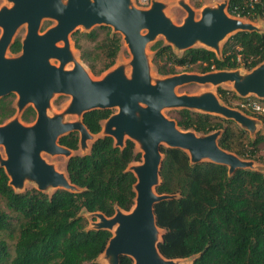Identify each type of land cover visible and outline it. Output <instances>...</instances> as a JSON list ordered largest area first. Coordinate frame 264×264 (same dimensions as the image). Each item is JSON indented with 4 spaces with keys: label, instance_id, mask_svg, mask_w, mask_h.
<instances>
[{
    "label": "water",
    "instance_id": "95a60500",
    "mask_svg": "<svg viewBox=\"0 0 264 264\" xmlns=\"http://www.w3.org/2000/svg\"><path fill=\"white\" fill-rule=\"evenodd\" d=\"M11 1L14 2L12 7L0 9V26L3 28L0 97L15 92L18 110L24 111L33 105L37 116L30 125L17 118L0 124V145L4 146L7 155L5 158L0 152V167L6 170L10 185L17 190L26 180H31L37 184V189L45 192L49 188L80 191L68 173L58 171L42 153L70 154L73 149L62 145L60 138L73 131L79 133V143L85 146L94 133L84 123V114L93 109L117 107L118 111L106 119L105 135L112 136L115 144L121 147L130 138L141 149V162L129 165L137 177L135 203L129 211L118 207L113 216L93 212L100 221L92 229H108L113 233L104 250L109 264H120L122 255L130 256L133 264H178V260L184 258H167L159 248L163 234L159 241L155 204L174 197L156 190L161 182L164 159L161 146L185 150L192 163L225 164L230 174L239 168L252 167L253 162L219 145L222 130L201 134L193 129H183L176 120L166 117L162 109L176 107L217 113L253 131L256 120L222 104L213 92L179 94L176 88L191 82L215 85L232 82L242 96L254 93L264 97V61L245 74L236 69L183 72L153 81L149 43L163 35L174 50L184 51L199 42L220 55V42L226 37L238 31L263 30L252 22L229 15L226 12L228 0L217 6H204L199 18L195 17L190 4L181 2L187 11L182 24H176L166 15L165 3L160 0H153L146 9L136 7L133 0ZM43 17L54 18L57 22L40 32ZM24 22L28 23V32L22 51L9 57L6 53L14 33ZM103 24L122 34L132 53L131 74H127L126 63L100 79H93L79 62L72 69H65V64L72 59L70 34L79 26L90 31ZM53 58L58 59L60 65L52 63ZM54 93H66L72 99L62 112L50 115L48 108ZM69 114L82 118L66 120Z\"/></svg>",
    "mask_w": 264,
    "mask_h": 264
},
{
    "label": "trees",
    "instance_id": "16d2710c",
    "mask_svg": "<svg viewBox=\"0 0 264 264\" xmlns=\"http://www.w3.org/2000/svg\"><path fill=\"white\" fill-rule=\"evenodd\" d=\"M253 5L254 8L250 0H229L228 12L250 19L254 14L264 16V0ZM81 36L95 42L94 55L83 47ZM72 38L95 74L116 63L123 44L122 34L104 24L90 31L76 30ZM20 49L21 41L16 39L11 51L16 53ZM150 49L157 71L163 75L240 67L252 70L264 61V31H238L230 35L220 55L204 46L178 54L163 40L154 42ZM218 92L227 103L228 91L218 88ZM15 99V93L0 98V124L16 113ZM113 112V108L93 109L84 114L83 121L97 134ZM177 113L181 128L201 134L222 130L219 145L236 150L233 119L189 108H179ZM36 116L33 105L21 114L26 122ZM262 118L264 122V115ZM79 139V133L73 131L62 136L60 143L75 150ZM261 143L264 133L258 132L249 139L248 152H235L254 158ZM161 151L164 159L156 190L174 195L155 204L157 223L164 230L159 244L162 254L167 258L195 256L192 264H264V172L239 168L230 174L225 164L192 163L181 148L163 145ZM141 160L142 153L132 139L128 138L121 147L110 135L98 137L88 153L72 155L67 161V173L81 189L78 192L60 188L48 193L36 187L17 191L10 185L4 167H0V264H101L98 258L113 233L89 228L81 213L99 211L113 216L118 207L129 211L135 203L137 181L129 165ZM7 236L16 238L13 252ZM120 264H133V259L122 255Z\"/></svg>",
    "mask_w": 264,
    "mask_h": 264
},
{
    "label": "rangeland",
    "instance_id": "374dc122",
    "mask_svg": "<svg viewBox=\"0 0 264 264\" xmlns=\"http://www.w3.org/2000/svg\"><path fill=\"white\" fill-rule=\"evenodd\" d=\"M62 1L65 3L67 2V0H62ZM160 1L165 3L164 11H165L166 15H168L176 24H182L184 22L186 16H187V11L183 7L181 2H185V3L190 4L193 7V9L195 10V17L199 18L201 16L202 9L204 6H217L221 2H225L227 0H160ZM133 2H134L136 7L142 8V9L149 8L152 5V2L148 6H141L136 2V0H133ZM13 4H14V2H12L11 0H0V8L12 7ZM228 6H229V0H228V4L226 6V12L229 15H231L228 12ZM231 16L239 17V16H235V15H231ZM240 18L243 19L244 21L252 22L253 24H255L256 26H258L259 28H261L264 31V16L263 15H255L254 14V17H252L253 20L250 19L251 17H240ZM56 22H57V20L54 18L43 17L41 20V23H40V30L39 31L45 32L49 27L55 25ZM97 26L98 25H96L95 27H97ZM76 30L85 31L83 26H79L70 34V51L72 54V59L69 60L65 64V69H72L75 66V63L79 62L89 72L90 76L93 79H100L105 74H107L109 71L115 69L120 64L126 63L127 64V67H126L127 74L128 75L131 74V66L129 63L132 59V53L130 52V50H129V48H128V46L124 40H123L121 50L119 51V53L117 55L116 63L111 68H109L108 70L104 71L101 74L93 73L91 68L88 66V64L81 57V50L75 47V43L73 41L72 34ZM27 32H28V24L26 22H24L23 24H21L17 28L16 32L14 33L12 40H14L17 37H21L24 39L27 35ZM1 34H2V28L0 27V36H1ZM227 38L228 37H226L224 40H222L220 42V49L222 48V45L224 44V42L226 41ZM157 40H163L165 43H168L167 39L163 35H158L155 40H153L152 42L149 43L148 56H149V64L151 67L150 73H151V77H152L153 81L164 76L163 74H161L157 71L156 65L153 61L154 52L150 49L151 45L154 42H156ZM80 42L83 45V47L86 48V50L91 51L92 55H94L95 42L89 40L86 36H81ZM61 45H63V43H61ZM194 46H204V45L198 42ZM175 51L178 54L183 53V50H179L176 48H175ZM6 55L9 57L13 56V54H11L9 50L7 51ZM51 61H52V63H54L56 65H60V61L58 59L53 58V59H51ZM98 64H99V62H98ZM97 67H99V65H97ZM179 70H181V68ZM236 70H239L242 74L248 73L250 71L245 67H240V68H237ZM183 72L199 73L196 70L181 71L179 73H183ZM179 73H177V74H179ZM218 88H224L228 91V93H227V97H228L227 103L228 104L223 99H221L219 92H218ZM206 91L213 92L222 104L229 106L231 108H234V109H238V110L242 111L243 113H245L250 118L257 121V123H255V126L253 128V131H251L248 128H245L242 124H240L239 122H237L235 120L232 124V126L236 132V136H235L236 150L235 151L243 150L245 152H248V150L251 148L250 144H249V139L250 138L253 139L257 135L258 132L264 133V122H263V118H262V115H264V111H262V112L254 111L252 108L242 106V103L246 102V101L255 100L264 106V97H259L258 95L254 94V93H248L247 95L242 96L235 89L232 82H223V83H220L217 85L210 84V83L203 84V83H199V82H191V83L182 84L180 86H177V88H176V92L179 94H201V93H204ZM17 99H18V96L16 98V103H17ZM71 99H72V97L69 94L54 93L52 98H51V101H50L48 113L50 115H52L54 113L62 112L66 108V106L71 102ZM178 109L179 108H176V107H164L162 109V111L166 117L176 120L178 117V113H177ZM113 110H114L113 113H115L118 111V108L117 107L113 108ZM22 111L23 110L19 111L18 106H17L16 114L13 115L8 120H6L5 123L14 119V118L19 119L23 124H26V125L33 124L36 121V119H34L31 122H26L25 120H23L21 118ZM213 114H217V113H213ZM218 115L223 116L221 114H218ZM81 118L82 117L80 115L69 114L67 116L66 120H81ZM105 123H106V120H104L102 123V130L97 134H93L91 136V138L87 139L85 146H82L79 143V147L75 150H72L70 154H68V155L63 154V153L51 154L48 152H43L42 156L46 159V161H48L49 163H52L58 171L63 172L67 175L66 164H67L69 157L71 155H75V154L88 153L90 151L92 143L98 137L105 135V133H106L105 132ZM240 128H241V130H240ZM125 138H128V136H125ZM136 149L138 151L139 150L141 151L139 146H136ZM235 151H230V152L237 155V153ZM0 152L3 155V157L6 158L7 155L5 152V148L2 145H0ZM248 156L249 155L247 153L246 155L239 156V157H241L244 160H248V161L253 162V166L250 167L249 169H255V170H259V171L264 172V143H261L259 145V149L256 152V155L254 158H249ZM140 162L141 161H135V162H132L130 165L138 164ZM31 187H37V184L31 180H26L24 182L23 186L21 188H18L17 190L18 191H24V190L29 189ZM53 191H54V188H49L47 192L52 193ZM81 214L87 219L89 228H92L96 222L100 221V218L97 215H94L93 212H88L86 210H83V212ZM163 233H164V230L159 228V234H158L159 241L162 239L161 237H162ZM5 234L8 235V233H5ZM6 239L9 242L10 248L13 252L14 243L16 241V238H9L7 236ZM194 258H195V256H191L188 258H184L180 261L178 260V262H179L178 264H192ZM98 261L101 264H109L108 257L105 256L104 252L99 256Z\"/></svg>",
    "mask_w": 264,
    "mask_h": 264
},
{
    "label": "built area",
    "instance_id": "2783aa9c",
    "mask_svg": "<svg viewBox=\"0 0 264 264\" xmlns=\"http://www.w3.org/2000/svg\"><path fill=\"white\" fill-rule=\"evenodd\" d=\"M259 0H250V5L254 8V2H258ZM136 2L141 6H148L151 4L152 0H136ZM242 106L252 108L254 111L262 112L264 111V106L258 103L257 101H246L242 103Z\"/></svg>",
    "mask_w": 264,
    "mask_h": 264
},
{
    "label": "flooded vegetation",
    "instance_id": "af4514ba",
    "mask_svg": "<svg viewBox=\"0 0 264 264\" xmlns=\"http://www.w3.org/2000/svg\"><path fill=\"white\" fill-rule=\"evenodd\" d=\"M0 9H2V8H0ZM27 23V22H26ZM23 24V23H22ZM28 24V23H27ZM21 25V24H20ZM1 27V26H0ZM2 28V27H1ZM2 33H3V28H2ZM2 35V34H1ZM1 37V36H0ZM16 39H19L20 41H21V49H20V51H18V52H16V53H14V52H12L11 51V45L14 43V41L16 40ZM25 39V38H24ZM23 38H21V37H17V38H15L14 40H12V42H11V44L9 45V48H8V50L10 51V53L11 54H13V55H17V54H19V53H21V51H22V48H23V40H24ZM12 93H15V92H12ZM9 94H11V93H9ZM16 94V93H15ZM8 95V94H7ZM6 96V95H5ZM3 97V96H2ZM2 97H0V98H2ZM16 98H17V94H16ZM14 105H15V107H16V112H17V106H16V99H15V103H14ZM26 109V108H25ZM24 109V110H25ZM16 114V113H15ZM14 114V115H15ZM5 123V122H4ZM3 124V123H2Z\"/></svg>",
    "mask_w": 264,
    "mask_h": 264
},
{
    "label": "bare ground",
    "instance_id": "6f19581e",
    "mask_svg": "<svg viewBox=\"0 0 264 264\" xmlns=\"http://www.w3.org/2000/svg\"><path fill=\"white\" fill-rule=\"evenodd\" d=\"M210 84H212V83H210ZM115 228H116V226H115Z\"/></svg>",
    "mask_w": 264,
    "mask_h": 264
}]
</instances>
